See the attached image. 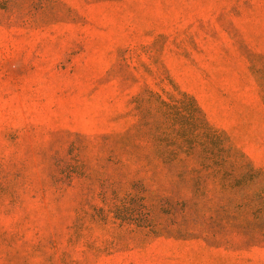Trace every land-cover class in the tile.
<instances>
[{
  "label": "rangeland",
  "instance_id": "374dc122",
  "mask_svg": "<svg viewBox=\"0 0 264 264\" xmlns=\"http://www.w3.org/2000/svg\"><path fill=\"white\" fill-rule=\"evenodd\" d=\"M0 264H264V0H0Z\"/></svg>",
  "mask_w": 264,
  "mask_h": 264
}]
</instances>
